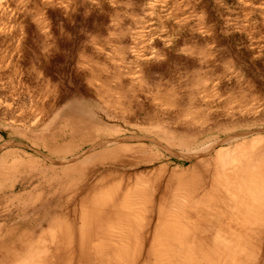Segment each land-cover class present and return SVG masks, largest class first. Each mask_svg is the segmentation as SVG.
I'll return each instance as SVG.
<instances>
[{"label":"rangeland","instance_id":"obj_1","mask_svg":"<svg viewBox=\"0 0 264 264\" xmlns=\"http://www.w3.org/2000/svg\"><path fill=\"white\" fill-rule=\"evenodd\" d=\"M0 24V111L6 113L0 118V159L12 142L11 149L34 154L27 139L15 136L24 130L16 119L38 123L34 135L43 142L34 148L56 162L50 134L80 122L82 136L62 142L72 153L128 141L127 157L140 163L121 166L102 158L70 174L94 171L93 179L113 173L123 187L136 173L155 179V186L161 181L151 195L154 208L164 194L172 199L177 175L201 146H214L213 158L221 147L260 137L258 153L264 154V0H0ZM35 105L46 107L45 113ZM164 133L186 134L193 146L179 149ZM88 134L92 141L81 139ZM21 191L17 185L0 199ZM151 214L157 220L158 211ZM262 225L250 264H264ZM148 227L153 231L154 222ZM142 238L145 252L150 244L147 234ZM144 255L137 264H144Z\"/></svg>","mask_w":264,"mask_h":264},{"label":"bare ground","instance_id":"obj_2","mask_svg":"<svg viewBox=\"0 0 264 264\" xmlns=\"http://www.w3.org/2000/svg\"><path fill=\"white\" fill-rule=\"evenodd\" d=\"M252 100H246V104ZM46 105L53 106L51 102ZM35 106L45 111L46 107ZM2 111L0 118L6 114ZM28 119H14L24 130L12 133L27 139L34 154L11 149L12 142L0 159V193L17 185L23 190L13 198L0 199V264H137L143 253L144 264H250L255 259L257 227L264 225V154L258 153L257 147L262 141L260 137L248 145L247 142L239 145L238 141L234 149L221 147L213 158L214 146L199 147L190 155L195 157L192 164L181 169L179 175L174 174V177L179 176L176 178L180 183L175 191L174 187L171 189L172 199L164 194L159 206L153 208L151 195L159 187L160 177H157L160 182L156 188L155 179L153 182L145 180L136 173L135 180H131L126 174L130 180L126 183H132L124 184L123 189L122 182L117 181L113 173L93 179L90 178L94 171L89 174L90 171L85 170L81 176L70 174L103 160L121 166L139 164L140 159L127 157L132 150L130 142L93 150L99 146L95 143L84 153H72L69 145L62 142L82 136L79 133L84 126L77 122L50 134L55 144L49 153L58 157L56 162L34 148L39 140L43 141L34 135L38 123ZM162 135L179 149L193 146L186 134ZM92 136L88 134L81 139L92 141ZM15 144L19 145V141ZM215 144L221 145V141ZM91 149L93 151H89ZM38 153L39 158L35 156ZM10 154L15 156L8 159ZM70 157L77 159L71 161ZM152 159H148L149 162ZM143 160L146 163L147 160ZM10 163L12 167H8ZM15 175H20L17 181L12 180ZM120 176L119 180L125 175ZM78 177L83 179L82 183ZM155 211H158L157 220H153L155 215L151 214ZM153 222L152 231L148 225ZM144 234L150 244L145 252L141 244ZM167 253L172 259L167 258Z\"/></svg>","mask_w":264,"mask_h":264}]
</instances>
